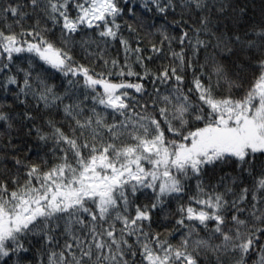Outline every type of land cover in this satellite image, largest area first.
Wrapping results in <instances>:
<instances>
[{
  "label": "snow or ice",
  "instance_id": "obj_1",
  "mask_svg": "<svg viewBox=\"0 0 264 264\" xmlns=\"http://www.w3.org/2000/svg\"><path fill=\"white\" fill-rule=\"evenodd\" d=\"M0 264H264V0H0Z\"/></svg>",
  "mask_w": 264,
  "mask_h": 264
},
{
  "label": "trees",
  "instance_id": "obj_2",
  "mask_svg": "<svg viewBox=\"0 0 264 264\" xmlns=\"http://www.w3.org/2000/svg\"><path fill=\"white\" fill-rule=\"evenodd\" d=\"M259 2V0H257V3Z\"/></svg>",
  "mask_w": 264,
  "mask_h": 264
}]
</instances>
